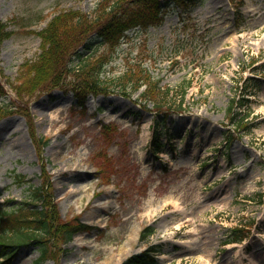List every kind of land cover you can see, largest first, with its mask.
Here are the masks:
<instances>
[{
    "label": "rangeland",
    "instance_id": "1",
    "mask_svg": "<svg viewBox=\"0 0 264 264\" xmlns=\"http://www.w3.org/2000/svg\"><path fill=\"white\" fill-rule=\"evenodd\" d=\"M98 1L0 0V19L11 32L0 43V86L5 113L12 112L0 119V203L26 200L40 175L51 183L53 227L56 219L92 226L67 244L52 232L48 245L60 264H120L155 243L163 245L158 264H240L250 257L264 264V0H244L239 26L229 0H194L182 12L167 10L162 22L126 32L115 51L92 40L93 60L115 54L100 74L111 93L89 95L83 105L59 88H17L23 64L39 53L36 33L61 11L91 14ZM78 31L63 35V45L72 46ZM57 50L55 63L63 47ZM137 64L171 89L169 105L184 95L182 111L164 127L150 103L144 110L134 101L135 91L116 93L119 78ZM232 97L245 99L229 119ZM27 127L48 139L38 144L46 170ZM155 129L167 132L157 157ZM146 224L155 232L139 242ZM247 225L243 242L222 246L230 228ZM37 256V249L20 247L5 264H35Z\"/></svg>",
    "mask_w": 264,
    "mask_h": 264
},
{
    "label": "trees",
    "instance_id": "2",
    "mask_svg": "<svg viewBox=\"0 0 264 264\" xmlns=\"http://www.w3.org/2000/svg\"><path fill=\"white\" fill-rule=\"evenodd\" d=\"M170 1L102 0L94 11L92 18L78 10L58 14L42 31L37 33L41 39V51L35 60L23 64L22 71L19 72L16 79L19 85L17 88H27V91L32 88L30 90L32 92L37 88H63L70 85L71 81L67 80V76L70 75L72 81L76 82L72 83L70 87L77 91H110L108 85L100 78L104 64L107 61L105 56L101 55L96 60H91L92 57L89 54L84 56V54L77 51V48L82 46L86 50H90L89 43L92 38L90 35L93 33L110 45L117 43L124 36L125 31L147 23L157 22L160 7ZM175 1L193 2V0ZM4 26L0 21V43L8 37V33L4 32ZM74 29L79 31L73 45H63V35L72 33ZM59 44L63 47V50L59 52L58 63H55L54 59L58 55L57 48ZM72 55L76 56L79 61L77 68H75L76 66H70L73 61ZM62 80L64 82L68 81V84H61ZM119 80L122 86L119 92L124 96L128 95L126 91L128 86H130V91H136L145 84L146 89L141 93V96L147 100L151 99L157 109H162L170 99V90L159 89L157 82L147 78L142 70L139 72L137 68L133 71L130 70L128 74L119 78ZM14 88L17 89L15 86ZM2 93L0 87V97ZM6 110L7 108L0 107L1 116L5 114ZM32 130L30 128L31 138L35 145L37 140ZM153 141L155 151H157L156 147H159V143L157 139ZM42 166H44V163H42ZM50 190V184L43 178L41 186L32 190L30 202L14 204L9 201L7 202L8 205L5 206L6 208L0 205V257L9 258L20 247L31 246L40 252L37 263L44 264L49 259L56 260L55 250L51 245H48V240L52 238L53 231L56 233V238L68 242L77 232L90 229L88 226L73 220L60 223L57 219V227H53L52 224L55 219L51 216L54 214L55 206L48 196L51 195ZM144 236L143 231L141 237ZM121 264L155 263L147 254H136Z\"/></svg>",
    "mask_w": 264,
    "mask_h": 264
},
{
    "label": "bare ground",
    "instance_id": "3",
    "mask_svg": "<svg viewBox=\"0 0 264 264\" xmlns=\"http://www.w3.org/2000/svg\"><path fill=\"white\" fill-rule=\"evenodd\" d=\"M73 244H78V243L75 242ZM262 258L264 259V256ZM258 263H259V259L251 257L247 264H258Z\"/></svg>",
    "mask_w": 264,
    "mask_h": 264
}]
</instances>
